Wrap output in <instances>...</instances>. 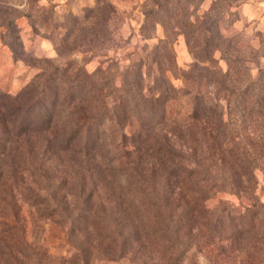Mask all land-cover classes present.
<instances>
[{
    "label": "rangeland",
    "instance_id": "obj_1",
    "mask_svg": "<svg viewBox=\"0 0 264 264\" xmlns=\"http://www.w3.org/2000/svg\"><path fill=\"white\" fill-rule=\"evenodd\" d=\"M249 1L0 0L1 113L39 74L69 62L97 73L103 94L115 99L124 81L134 79L137 56L148 43L161 42L174 51L175 74L169 76L178 88L191 74L193 51H208L200 66L236 93H217L209 82L201 93L238 124L244 113L264 107V34L243 13ZM98 3L104 9L113 3L117 13L96 11ZM186 85L191 92L177 104L182 116L195 93ZM129 96L139 101L137 90ZM103 126L109 134L110 124ZM69 177L74 189L56 191H33L29 180L13 188L12 178L0 179V264H249L256 257L251 238L233 247L230 237L237 217L264 205V166L254 193L215 191L203 226L192 223L190 213L179 211L178 218L171 207L161 208V194L148 188L130 192L125 182L119 190L98 177Z\"/></svg>",
    "mask_w": 264,
    "mask_h": 264
},
{
    "label": "trees",
    "instance_id": "obj_2",
    "mask_svg": "<svg viewBox=\"0 0 264 264\" xmlns=\"http://www.w3.org/2000/svg\"><path fill=\"white\" fill-rule=\"evenodd\" d=\"M96 11L117 13L113 3L105 9L98 3ZM146 48L136 58L134 79L124 81V92L115 99L103 94L97 73H84L73 62L39 74L14 97L12 108L0 110V179L12 178L13 188L29 180L33 191L74 189L69 176L78 173L117 183L119 190L125 182L130 192L148 188L161 194V208L171 207L177 217L179 211L190 213L192 223L202 226L209 221L206 201L215 191L254 193L264 166V107L244 113L238 124L227 120L220 105L211 107L201 93L208 82L217 93H236L206 75L200 65L208 51H193L191 74L181 77L185 86L178 88L169 76L176 68L173 49L161 42ZM187 82L195 93L182 116L177 104L191 92ZM133 90L136 104L129 96ZM92 188H99L96 181ZM145 206L153 207L139 208ZM256 206L234 221L230 244L251 238L258 250L249 264H264V205Z\"/></svg>",
    "mask_w": 264,
    "mask_h": 264
},
{
    "label": "crops",
    "instance_id": "obj_3",
    "mask_svg": "<svg viewBox=\"0 0 264 264\" xmlns=\"http://www.w3.org/2000/svg\"><path fill=\"white\" fill-rule=\"evenodd\" d=\"M242 10L248 19L256 22L258 29L264 34V0H250Z\"/></svg>",
    "mask_w": 264,
    "mask_h": 264
}]
</instances>
